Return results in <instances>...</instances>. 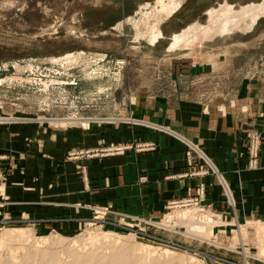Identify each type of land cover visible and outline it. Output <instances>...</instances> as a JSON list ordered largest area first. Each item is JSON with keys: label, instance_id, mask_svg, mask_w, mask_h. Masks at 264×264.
Listing matches in <instances>:
<instances>
[{"label": "rangeland", "instance_id": "1", "mask_svg": "<svg viewBox=\"0 0 264 264\" xmlns=\"http://www.w3.org/2000/svg\"><path fill=\"white\" fill-rule=\"evenodd\" d=\"M156 1L0 0V98L23 99L33 111L41 109L38 119L51 125L87 127V121L100 120L159 129L161 125L154 126L143 115L150 116L155 108L165 109L181 100L225 101L227 94L231 95L243 81L250 79L261 84L257 93L264 94V16L251 31L237 27L210 38L199 36L191 46L173 41V36L185 28L205 25L210 7L217 10L232 3L239 9L240 5L260 0H163L179 4L169 18L156 9ZM152 29L162 31L163 38L158 41L160 34L153 41ZM66 53L78 55L70 63L59 60ZM33 111L30 115H18L21 122L36 118ZM69 117L76 122L57 121ZM0 118L16 117L0 115ZM119 145L129 147L98 143L92 148ZM82 149L87 148L76 150ZM72 151L67 154L68 159L74 158L70 156ZM3 157L0 155V235L10 228L26 229L29 234L26 239L10 242L12 250L8 249L13 254L0 248L3 256L55 249L65 257L67 250L75 249L71 238L85 237L90 232H112L121 236L133 234L137 242L190 254L204 264H243L244 258L246 264H264V254L262 258L258 253L264 244V230L257 223L240 222L243 225L240 238L236 235L238 223L224 232L214 224L207 240L186 235L187 227L184 233L179 229L181 224L176 223L171 233H176L172 235L181 242L170 239V231L165 228L143 226L140 217L126 218L127 215L119 213L113 216L114 211L107 209L104 213L105 208L99 207L89 206L92 215L76 227L43 224L41 219L45 216L35 217V210L24 215L19 202L10 210L4 205L8 197L3 195L6 179L1 167ZM181 208L168 209L167 204L165 217L173 213L193 216L196 212L193 207ZM206 214L216 218L212 213ZM61 237L66 238L61 245L51 243ZM244 251L248 256H243ZM210 256L216 257L214 262Z\"/></svg>", "mask_w": 264, "mask_h": 264}, {"label": "crops", "instance_id": "2", "mask_svg": "<svg viewBox=\"0 0 264 264\" xmlns=\"http://www.w3.org/2000/svg\"><path fill=\"white\" fill-rule=\"evenodd\" d=\"M231 4L205 11L207 15L208 11L217 14L230 5L239 15L241 8L251 2L240 5L239 9ZM178 5L176 3L168 18ZM208 17L209 22L211 15ZM208 22L185 28L181 34L173 36L174 43L187 45L190 36L199 29H206ZM237 27L245 30L244 21L236 22L231 30ZM160 34L161 38L152 40H161L162 31ZM175 37L180 40L176 41ZM258 89H262L260 83L245 80L234 93L226 95L225 101L181 100L165 109L155 108V113L150 116L143 115L154 126L159 124L163 129L100 120L87 121V127L51 125L38 119L41 109L33 111L23 99L7 101L0 98V115L19 118L0 122V155L4 156L1 167L6 177L3 195L8 197L4 205L10 210L19 202L24 215L35 210V217L45 216L41 219L43 224L76 227L90 218L92 208L98 207L114 211L113 216L119 213L124 217L127 215L126 218L140 217L156 222L165 215L167 204L194 197L195 189L201 183L204 195L198 208L221 220L218 223L221 232L231 230L242 221L262 222L264 94L257 93ZM32 111L36 118L22 123L19 116L30 115ZM252 130L260 132L256 169H249L246 164V133ZM98 143H119L129 147L121 154L67 158L72 149L92 148ZM148 143L152 145L150 148L141 150L137 147ZM191 147L198 148L213 169ZM188 150L191 151V164L187 163ZM199 165L208 172L194 173ZM224 183L229 193L225 191ZM145 224L142 222L143 226ZM178 226L185 233V226ZM172 234L176 235L170 232L168 236L174 240Z\"/></svg>", "mask_w": 264, "mask_h": 264}, {"label": "bare ground", "instance_id": "3", "mask_svg": "<svg viewBox=\"0 0 264 264\" xmlns=\"http://www.w3.org/2000/svg\"><path fill=\"white\" fill-rule=\"evenodd\" d=\"M156 2L158 4L156 9L164 12L166 15L171 13L172 9L176 6V3L165 4L163 0H157ZM208 15H211V17L206 29L202 28L197 30L195 34L190 36V39L185 44L191 46L194 40L200 39L199 36L203 38L215 33L228 32L232 29V25L240 20L244 21L243 28L245 30H251L256 25L257 21L264 16V0L242 7L239 15L238 12L232 11L230 5L219 10L217 14H212V11H208ZM159 35L160 32L157 29H152L150 32L151 39H156ZM175 39L176 41L180 40L179 37H175ZM74 54L66 53L60 57L59 60L63 61V59H65L70 63L76 55H78V53L76 55ZM6 120L15 121L17 119L0 118V122ZM74 120L76 119L70 117L57 119L58 122L65 123L76 122ZM224 187L225 191L227 190L228 192L229 188L226 183H224ZM196 218V212L193 216L191 214L182 217L177 215L173 221L170 220V224L178 223L184 225L188 230L186 234L196 237L199 240H207L212 234V225L221 223L220 219L213 218V216L209 214H206L204 218L203 215L200 216L199 219ZM176 220L178 221L176 222ZM164 222L165 224H168L167 220H164ZM251 223L253 225L257 223L260 225L261 229L264 230V222L256 221ZM237 226L238 230L236 229V235L240 238L242 232L241 226L243 225L238 224ZM27 231L22 228L4 229L0 235V248H5L6 252H8L7 249H11V247H9L11 245L10 242L18 238L26 239L29 237ZM71 239L72 243H74L75 249L67 250L66 253H64L65 257L62 255L63 253L55 249L41 250L35 254L28 251L19 255H11L14 251L8 249L11 253L8 254L10 251L5 253L8 254L7 256L0 254V264H204L202 259L195 258L190 254L174 252L172 251L173 249L170 250V248L167 249L162 247L160 249L148 244L137 242V240L134 239L133 234L121 236L112 232H90L85 237L77 235ZM64 241H66V238L61 237L56 238L51 243L61 245ZM103 243L107 246H104ZM86 246L87 248L84 250L83 248ZM105 249H108V251ZM258 253L260 256L264 254V244H262ZM247 254L248 252L244 251L243 256L246 257L248 256ZM261 257L263 258V256ZM210 258L212 262H214L216 257L210 256ZM246 263V259L244 258L243 264Z\"/></svg>", "mask_w": 264, "mask_h": 264}, {"label": "built area", "instance_id": "4", "mask_svg": "<svg viewBox=\"0 0 264 264\" xmlns=\"http://www.w3.org/2000/svg\"><path fill=\"white\" fill-rule=\"evenodd\" d=\"M150 145L145 144L144 146L139 147L141 150L142 149H147L150 148ZM260 147H261V142H260V133L257 131H249L246 133V155H247V167L249 169H256L258 167V163H259V155H260ZM126 146L124 145H119L116 146L114 148L111 147H103V148H87V149H82V150H74L71 152L70 156L72 157H77V156H85V157H92V156H105V155H111V154H121L126 150ZM191 150L194 151V153L197 154L198 157L201 158V160L204 163H207L208 165L211 166V164L209 163L208 159L203 155V153L198 149L195 148L193 149L191 147ZM186 157H187V163L191 164L192 163V156H191V151H187L186 152ZM199 169L198 171L194 172L196 174H206L208 172V170L206 168H203L201 165H199ZM2 178V175L0 173V179ZM144 179V178H142ZM196 195L190 199L181 201L177 204H168V209L173 208V207H177L179 209H182L181 207H195L197 208L196 210V219H199L200 216L206 214L207 212L203 209V208H198L199 203L204 195V185L203 184H199L196 189ZM102 211L104 213H106V211H108L107 209H102ZM177 216V213L171 214V215H167L165 217V215L163 216V219L167 220L168 224H165V222L163 221L162 223L159 222H153V221H145L143 220L145 223L147 224H151L153 226L159 227V228H165L170 232H174L175 228L177 225L175 224H170V220H174L175 217ZM173 218V219H172ZM195 219V220H196ZM170 224V225H169ZM139 234L142 235H147L145 231H139ZM172 243V242H171ZM231 263V262H230Z\"/></svg>", "mask_w": 264, "mask_h": 264}]
</instances>
